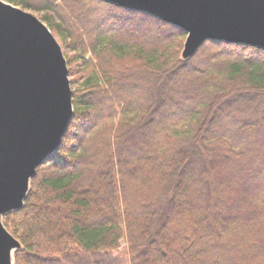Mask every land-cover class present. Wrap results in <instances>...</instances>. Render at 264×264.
I'll use <instances>...</instances> for the list:
<instances>
[{
	"label": "trees",
	"instance_id": "obj_1",
	"mask_svg": "<svg viewBox=\"0 0 264 264\" xmlns=\"http://www.w3.org/2000/svg\"><path fill=\"white\" fill-rule=\"evenodd\" d=\"M2 1L43 12L69 77L86 71L58 151L2 219L13 263L97 264L123 244L127 264H264V50L205 42L182 60L185 33L145 14Z\"/></svg>",
	"mask_w": 264,
	"mask_h": 264
},
{
	"label": "water",
	"instance_id": "obj_2",
	"mask_svg": "<svg viewBox=\"0 0 264 264\" xmlns=\"http://www.w3.org/2000/svg\"><path fill=\"white\" fill-rule=\"evenodd\" d=\"M186 35L181 58L205 42L264 50V0H101ZM73 116L62 47L38 18L0 0V264L21 243L3 217L24 206L37 169L58 151Z\"/></svg>",
	"mask_w": 264,
	"mask_h": 264
},
{
	"label": "rangeland",
	"instance_id": "obj_3",
	"mask_svg": "<svg viewBox=\"0 0 264 264\" xmlns=\"http://www.w3.org/2000/svg\"><path fill=\"white\" fill-rule=\"evenodd\" d=\"M28 13L32 14L33 16H35L36 18H38L40 21H42L46 26L47 24L42 20L44 13L43 12H34L28 9H25ZM48 27V26H47ZM50 30V29H49ZM51 31V30H50ZM52 34L54 35V37L56 38V40L58 41V43L60 44V46L62 47L63 41L61 39V37L54 31H51ZM64 57L66 59L67 56H70L71 53L67 52L66 48H62ZM75 75L74 76H70L69 80H70V85H71V90L74 91V89H78L84 79H85V73L86 71L84 70V65H82L79 61H77L75 68H73ZM73 82V83H72ZM119 117L117 116V118L115 119V121L118 119ZM177 129H182L181 127H177ZM122 248L114 253L113 255L110 256H106L103 258H97L96 263L97 264H127V260L126 257L124 255V248H123V244ZM82 264H92L91 261H86L83 262Z\"/></svg>",
	"mask_w": 264,
	"mask_h": 264
}]
</instances>
